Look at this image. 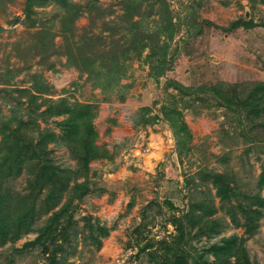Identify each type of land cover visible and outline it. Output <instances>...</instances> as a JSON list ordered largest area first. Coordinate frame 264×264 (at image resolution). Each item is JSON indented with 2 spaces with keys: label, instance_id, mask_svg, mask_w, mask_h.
I'll use <instances>...</instances> for the list:
<instances>
[{
  "label": "rangeland",
  "instance_id": "rangeland-1",
  "mask_svg": "<svg viewBox=\"0 0 264 264\" xmlns=\"http://www.w3.org/2000/svg\"><path fill=\"white\" fill-rule=\"evenodd\" d=\"M70 1L81 12L69 31L55 1L0 0L2 187L36 197L38 229L72 200L68 240L25 246L37 230L0 239V264H48L58 243L62 264H221L205 249L232 235L243 238L242 262L264 264V216L251 234L234 221L248 195L264 197L263 0H141L132 33L126 0H97L90 12L92 0ZM167 10L177 29L156 76ZM75 104L93 113L100 156L87 163L66 110ZM11 133L26 145L8 164ZM48 161L55 176L41 189ZM218 172L232 180L228 197ZM214 219L219 233L200 236Z\"/></svg>",
  "mask_w": 264,
  "mask_h": 264
},
{
  "label": "trees",
  "instance_id": "trees-1",
  "mask_svg": "<svg viewBox=\"0 0 264 264\" xmlns=\"http://www.w3.org/2000/svg\"><path fill=\"white\" fill-rule=\"evenodd\" d=\"M51 1H55L56 3L60 4L64 7L65 13L63 14V28L66 30L71 29L70 23L79 15L81 12L79 7L70 0H27V9H31L35 5H46ZM126 15L130 19L129 20V27L128 30L132 32H136L138 30V24L141 22L140 20H135L134 17L139 13V6L141 0H126ZM97 0H92L91 3L86 7V9L90 12L94 4ZM264 2V0H263ZM166 21L164 24L160 25L161 35H166L165 41L159 45V53L155 54L157 56V63L153 64V68L156 71V76L160 75L165 70V65L167 63V55H168V48L169 42L174 37L175 31L177 29L176 23L173 22V18L170 16L169 11H165ZM248 26V25H247ZM142 44L143 41L140 40ZM84 64H89L88 66L91 69L95 68L94 61H89L86 59ZM102 74V72L100 73ZM98 74V76L100 75ZM261 85H259V88ZM78 105L75 104L72 107L67 108L66 110L70 113L69 122H72L75 127L76 134L78 135V141L84 144L83 148L85 149V156H86V163L88 162V158H97L100 156L99 147L95 143V136L97 135L92 125V117L93 113L89 110L85 113L83 109L76 113ZM253 109H255L254 105H251ZM77 114V115H76ZM171 119V117H170ZM173 120V119H171ZM178 121V120H177ZM172 123L175 127L177 124ZM185 126L184 122L180 123ZM179 127V125H178ZM19 130V129H16ZM177 132V131H176ZM188 134V132H186ZM184 134H182L183 136ZM10 136H14V143L11 146L10 151L5 155L4 162L11 164L12 162V155L22 151L21 145H26L22 143V138L18 137V135L11 133ZM182 136H179L181 138ZM183 138V137H182ZM180 143L184 141L179 140ZM11 158V159H10ZM3 167H0V172L3 170ZM54 166L48 161L43 163L38 170L37 173V182L40 185V188L43 189L46 185L50 184L53 177L55 176L54 173ZM262 181L264 182V164H263V172H262ZM215 184L218 186V190L224 197H228L232 192V180L226 175L220 172L216 173L215 175ZM82 194H80L81 196ZM72 202L70 200L68 203H65L66 206H63L61 209L55 211L47 220V223L41 228H35L34 226V219L36 217L37 212H35V204H36V197L33 195H12L10 192L5 191L2 187V181L0 179V239L3 241H12L16 242L19 238L23 236L25 233H29L31 231H38V236L34 241H28L25 246H29L35 243H47L49 240L51 242L55 241L58 235H62L63 242L68 240L69 231L68 225H62L61 220H63L66 215L67 206ZM238 207L241 209L243 213V218H241V222L238 220H234L239 226H242L247 230L250 234L254 233L260 227V220L264 216V197L255 194L251 196H247L245 203L239 204ZM203 216L200 215L199 218ZM69 222V220H68ZM199 219L196 220V223H199ZM220 231V224L219 221L208 220L205 222L201 231L198 234L207 235L209 238H212L214 234L219 233ZM222 244L214 243L207 247L206 250L213 251L214 255L217 256V259L221 260V264H231L229 258L233 255L236 257V263L234 264H251L249 259L246 258L242 262L241 259L243 258V248L241 246V241L243 238L239 237L238 235H232L229 237H224L221 239ZM55 243V242H54ZM196 249L195 247L193 248ZM63 250L62 245L60 243L55 245V248L52 249L51 254H49L48 258L50 262L48 264H62L61 261L56 257L57 253ZM201 258L203 261L209 258L207 253L201 254ZM167 264H198V259L193 258V262L189 263L186 258H181L178 261H168ZM64 264V263H63ZM252 264H257L256 262Z\"/></svg>",
  "mask_w": 264,
  "mask_h": 264
}]
</instances>
